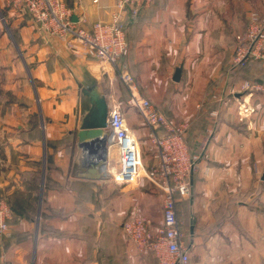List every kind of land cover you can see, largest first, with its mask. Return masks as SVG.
Masks as SVG:
<instances>
[{
	"label": "crops",
	"instance_id": "obj_1",
	"mask_svg": "<svg viewBox=\"0 0 264 264\" xmlns=\"http://www.w3.org/2000/svg\"><path fill=\"white\" fill-rule=\"evenodd\" d=\"M62 1L84 31L110 21L115 5ZM2 9L0 68L9 75L0 97V194L11 216L0 264H155L121 232L130 215L149 219L151 229L162 222L163 193L145 175L156 164L150 130L128 104L131 94L187 124L196 166L176 215L193 264H264V96L240 89L243 80L261 83L262 64L231 65L251 17L264 18V0H151L134 15L128 7L126 53L115 67L76 40L69 47L46 35L3 0ZM121 70L133 78L132 91ZM84 90L104 97L107 113L115 106L123 113L140 158L132 183L111 179L117 145L77 146L91 108Z\"/></svg>",
	"mask_w": 264,
	"mask_h": 264
},
{
	"label": "built area",
	"instance_id": "obj_2",
	"mask_svg": "<svg viewBox=\"0 0 264 264\" xmlns=\"http://www.w3.org/2000/svg\"><path fill=\"white\" fill-rule=\"evenodd\" d=\"M6 8L28 14L39 29L65 42L73 40L85 46L87 53L101 63L115 67L126 53V38L122 27L123 16L129 7L131 14L148 5L151 0H115L114 11L108 22H95L89 31L81 30L74 22L72 11L62 0H3ZM252 61L262 64L264 77V18L252 16L243 35L237 38L232 56L234 68H244ZM121 81L132 91L134 81L127 71H120ZM240 89L258 92L264 96V83L243 80ZM137 109L140 118L150 130L149 141L154 147L156 164L146 172L148 181L163 193L162 222L151 229L149 219L130 215L121 224L124 239L138 253H150L156 264H191L190 251L183 241L184 234L176 215L175 197L191 193L190 176L196 158L185 142L186 123H173L158 111L150 101L131 94L128 101ZM239 111L246 112L240 108ZM107 141L117 145L119 169L111 176L115 185L132 183L138 174L140 158L133 136L127 130L124 115L118 106L106 117ZM11 211L0 194V236L8 231Z\"/></svg>",
	"mask_w": 264,
	"mask_h": 264
},
{
	"label": "water",
	"instance_id": "obj_3",
	"mask_svg": "<svg viewBox=\"0 0 264 264\" xmlns=\"http://www.w3.org/2000/svg\"><path fill=\"white\" fill-rule=\"evenodd\" d=\"M178 75L179 73L176 71L173 78L174 81L178 80ZM83 93L89 98L91 108L82 119L76 138L77 146L88 151L102 146L101 144H104L107 140V105L105 98L98 95L95 91L84 90Z\"/></svg>",
	"mask_w": 264,
	"mask_h": 264
},
{
	"label": "rangeland",
	"instance_id": "obj_4",
	"mask_svg": "<svg viewBox=\"0 0 264 264\" xmlns=\"http://www.w3.org/2000/svg\"><path fill=\"white\" fill-rule=\"evenodd\" d=\"M1 10H3L2 9V0H0V11ZM0 23L2 24L3 22L1 21V18H0ZM16 51V50H15ZM18 59V58H17ZM255 62H258V61H252L251 63H255ZM250 64V63H249ZM248 64V65H249ZM231 65H232V63H231ZM247 65V66H248ZM247 66H245V67H247ZM244 67V68H245ZM232 68L234 69V70H238V69H243V68H234L233 66H232ZM7 69L8 68H0V97L3 95V94H5L4 93V91H3V89L1 88V85L5 82H7L8 81V78H7V75H9L8 74V72H7ZM248 80H250V81H253V82H258L259 83V81H257L256 79H248ZM10 82V81H9ZM261 83H264V77L262 76V80H261ZM190 151V150H189ZM190 153H191V151H190ZM197 156V155H196ZM194 157V156H193ZM195 166H196V162H195ZM194 169H195V167H194ZM193 169V170H194ZM193 172V171H192ZM189 196H190V194L188 195V196H184L183 198H181L180 199V201L182 200V199H187V198H189ZM180 210V209H179ZM177 212V211H176ZM180 217V216H179ZM179 217H178V215H177V219H178V222H179V224H180V226H181V230H182V232H183V234H185V228H186V223H185V221H184V219H182V217H180V219H179ZM7 233V232H6ZM5 233V234H6ZM4 234V235H5ZM1 236H3V235H1ZM0 236V237H1ZM126 241V240H125ZM154 258V257H153ZM155 259V258H154ZM190 261H191V253H190ZM155 264H156V260H155ZM191 264H193V262L191 261Z\"/></svg>",
	"mask_w": 264,
	"mask_h": 264
},
{
	"label": "trees",
	"instance_id": "obj_5",
	"mask_svg": "<svg viewBox=\"0 0 264 264\" xmlns=\"http://www.w3.org/2000/svg\"><path fill=\"white\" fill-rule=\"evenodd\" d=\"M178 198H180V197H179V196L175 197V199H176L175 207H176V205H177V200H178Z\"/></svg>",
	"mask_w": 264,
	"mask_h": 264
}]
</instances>
